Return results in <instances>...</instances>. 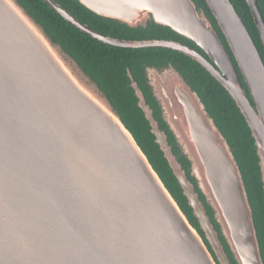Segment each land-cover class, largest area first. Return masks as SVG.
<instances>
[{
    "label": "water",
    "instance_id": "1",
    "mask_svg": "<svg viewBox=\"0 0 264 264\" xmlns=\"http://www.w3.org/2000/svg\"><path fill=\"white\" fill-rule=\"evenodd\" d=\"M42 1L101 43L167 48L200 64L250 130L264 195V60L230 0H205L228 49L193 0H77L129 28L168 27L206 57L172 40L103 35L54 0ZM245 2L264 54L262 13L256 0ZM145 72L173 143L126 68L198 226L97 82L17 0H0V264H264L239 163L221 128L171 64Z\"/></svg>",
    "mask_w": 264,
    "mask_h": 264
},
{
    "label": "trees",
    "instance_id": "2",
    "mask_svg": "<svg viewBox=\"0 0 264 264\" xmlns=\"http://www.w3.org/2000/svg\"><path fill=\"white\" fill-rule=\"evenodd\" d=\"M17 1L62 45L66 52L77 61L81 68L107 94L121 115L126 127L133 134L150 163L165 182L172 196L177 200L191 223L198 226L162 152L154 142V136L149 132L148 124L141 110L137 107V99L126 76V68L129 69L134 81L137 82L139 88L142 90L147 104L153 108L154 115L159 120V126L167 132L170 143H173V138L168 132L166 124L160 116L159 106L152 96L145 67L160 68L171 64L184 75L189 84L199 94L217 125L221 128L239 163L252 207L264 262V195L260 180L258 158L250 130L226 90L200 64L178 51L160 47L120 48L104 44L66 22L42 0ZM54 1L82 23L87 24L90 28L103 35L125 40H172L190 46L206 57L202 50L193 42L168 27L148 23L145 29H133L94 14L77 0ZM193 1L204 10L225 47L228 49L225 38L218 28L216 20L207 7L205 0ZM256 1L264 19V0ZM230 2L241 17L264 60L259 34L245 0H230ZM240 78L243 87L246 88L241 75ZM173 151L178 152L176 147H174ZM179 160L183 167L186 168L188 164L186 158L179 155ZM207 212L212 216L211 210L208 207ZM215 227L217 228L216 225ZM226 250L230 254L227 248Z\"/></svg>",
    "mask_w": 264,
    "mask_h": 264
}]
</instances>
